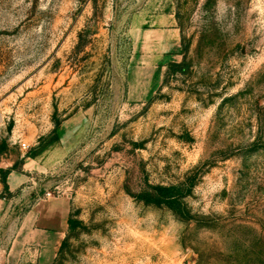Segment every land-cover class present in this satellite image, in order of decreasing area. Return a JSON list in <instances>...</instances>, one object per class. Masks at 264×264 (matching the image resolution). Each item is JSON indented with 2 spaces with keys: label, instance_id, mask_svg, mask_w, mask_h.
<instances>
[{
  "label": "rangeland",
  "instance_id": "obj_1",
  "mask_svg": "<svg viewBox=\"0 0 264 264\" xmlns=\"http://www.w3.org/2000/svg\"><path fill=\"white\" fill-rule=\"evenodd\" d=\"M0 264H264V0H0Z\"/></svg>",
  "mask_w": 264,
  "mask_h": 264
},
{
  "label": "crops",
  "instance_id": "obj_2",
  "mask_svg": "<svg viewBox=\"0 0 264 264\" xmlns=\"http://www.w3.org/2000/svg\"><path fill=\"white\" fill-rule=\"evenodd\" d=\"M171 19L173 15L169 16ZM171 29H152L144 33V51L168 53L179 45L180 31L176 20L171 21ZM150 36H158L150 39ZM70 207L63 199L41 201L25 216L26 227L49 234L50 239L42 242V251L55 253L59 250L69 229ZM32 241V240H30Z\"/></svg>",
  "mask_w": 264,
  "mask_h": 264
},
{
  "label": "trees",
  "instance_id": "obj_3",
  "mask_svg": "<svg viewBox=\"0 0 264 264\" xmlns=\"http://www.w3.org/2000/svg\"><path fill=\"white\" fill-rule=\"evenodd\" d=\"M172 66L177 67L179 69H182L185 66V63H173ZM11 172H12L11 170H7L2 175V181H3V184L5 186V190L9 189V186L7 183V178ZM159 191L162 193V195L164 197H168V198H172L173 197L172 194H174L173 193L174 189H172V188H161V189H159ZM170 204H175V202H171Z\"/></svg>",
  "mask_w": 264,
  "mask_h": 264
},
{
  "label": "built area",
  "instance_id": "obj_4",
  "mask_svg": "<svg viewBox=\"0 0 264 264\" xmlns=\"http://www.w3.org/2000/svg\"><path fill=\"white\" fill-rule=\"evenodd\" d=\"M22 146H23V148H24V149H27V148H29V147L27 146V144H26V143L22 144ZM51 196H52V194H51V193H49V194H47V197H46V198H50Z\"/></svg>",
  "mask_w": 264,
  "mask_h": 264
}]
</instances>
